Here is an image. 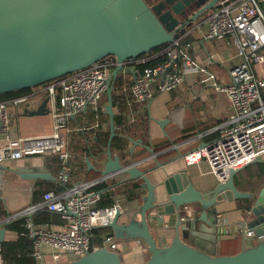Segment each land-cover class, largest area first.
<instances>
[{
	"label": "water",
	"instance_id": "water-1",
	"mask_svg": "<svg viewBox=\"0 0 264 264\" xmlns=\"http://www.w3.org/2000/svg\"><path fill=\"white\" fill-rule=\"evenodd\" d=\"M218 1L162 0L151 8V0H0V95L44 87L107 58L116 62L111 72L114 81L129 61L194 33L205 13ZM191 41L188 38L183 43ZM111 92L108 88L106 161L98 174L101 178L123 177L109 188L140 181L144 194L134 212L126 217L127 214L116 207L112 222L97 228L110 230L117 241L142 244L149 255L144 264H264V187L255 196L239 192L234 177L240 171H234L224 184H217L209 192L202 193L193 188L187 172L182 170L161 181L163 199L157 201L155 187L146 175L162 169L169 162L156 163L154 167L140 171L137 167L146 159L122 166L117 157L111 156L110 143L114 137ZM45 103L37 111H24L23 116L44 115ZM156 123L163 130L168 120ZM147 152L153 155L152 150ZM259 163L256 160L251 165ZM86 164L92 169L88 161ZM20 178L56 182V178L44 170L21 174ZM227 199L253 202L248 210H242L245 220H241L243 230L252 233V239L243 240L244 247L237 254L212 255L208 242L219 229L214 218L215 207ZM193 206L199 209L193 212L194 218L188 214ZM123 216L126 220L120 223ZM164 217L174 220L171 228L174 237L168 246H160L151 229V223L162 225ZM198 224L201 227H197ZM4 233L5 228H1L0 244L4 242ZM67 264L123 262L117 253L97 249Z\"/></svg>",
	"mask_w": 264,
	"mask_h": 264
},
{
	"label": "built area",
	"instance_id": "built-area-1",
	"mask_svg": "<svg viewBox=\"0 0 264 264\" xmlns=\"http://www.w3.org/2000/svg\"><path fill=\"white\" fill-rule=\"evenodd\" d=\"M207 13L200 22V26L206 27L203 39L228 40L239 60L228 70L227 83L219 85L216 77L206 71V67L213 65V59L198 61L190 54L189 44L180 43L183 39L169 45L163 64L141 71L129 61L120 73L124 80L129 76L131 81L130 87L123 90L129 93L130 104L148 103L155 92H175L187 75H195L201 84L210 83L226 98L233 115L219 136L182 158L186 166L207 162L218 184H224L231 172L241 171L256 160L264 164V75L257 73V68L264 66V0H219ZM115 67V60L107 58L41 88L48 99L52 122V130L46 136H11L13 116L25 111L31 97L0 101V172L7 163L56 158L59 167L56 184L64 187L70 178L67 138L72 132L71 122L86 112L98 116L104 95L108 88L113 89L111 72ZM184 143L174 148H181ZM115 178L109 176L99 182ZM95 184L76 182L62 190L55 187L44 192L37 204L9 219L24 217L25 235L32 241L31 254L36 264H46L48 256L51 264H66L97 249L117 254L123 251L125 242L115 240L112 235L103 236L100 245L92 249L91 230L110 224L115 208L119 207L116 203L105 209L95 208L100 201V193L92 190ZM40 211L58 215L60 227L35 225L32 215ZM251 239L252 233L244 229L243 240Z\"/></svg>",
	"mask_w": 264,
	"mask_h": 264
},
{
	"label": "crops",
	"instance_id": "crops-1",
	"mask_svg": "<svg viewBox=\"0 0 264 264\" xmlns=\"http://www.w3.org/2000/svg\"><path fill=\"white\" fill-rule=\"evenodd\" d=\"M205 31L206 27L201 25L194 33H190V35L185 38V40L188 38L192 39V41L188 43L189 52L192 57L201 62L204 58L211 57L213 59V65L206 67L207 73L215 76L219 85L225 84L228 82V70L237 65L239 60L234 56L235 53L228 40L205 41L203 39ZM131 64L135 65L134 62ZM202 67L205 68V66ZM263 69V67L257 68V73L259 75H264ZM123 92L125 95L126 91ZM29 97L33 100V104L29 101V104L24 107L25 111H37L42 103L46 101L45 114L41 116L27 117L23 116L24 111H22L21 113L14 115L13 123L10 128L12 137L46 136L49 135L52 130V122L49 115V103L45 93L40 88L34 91ZM130 100L131 97L129 93L126 92L125 103L128 108L133 105L132 103L130 104ZM106 105L107 104H104V109ZM144 110L146 111L149 120L147 135L148 142L151 146H165V148L167 146V148L158 153H153V155L149 153L147 155L143 148L134 147L133 154L136 156L133 157V161L137 162L140 161V159L142 160V158L147 160L143 163H139L138 166L140 169H138L140 171L148 170L154 167L156 163L162 164L169 162V164L162 169H157L146 175L149 182L155 187L157 201L163 199V188L160 186L161 181L164 180L166 176L182 170L187 172L189 181L195 190L202 193H207L212 190L218 182L215 176L211 173L207 162L201 161L197 165L186 166L183 159L178 158V156L201 147L202 145L215 140L219 136L220 130L233 115L226 98L222 94L217 93L210 83L201 84L195 75H187L184 83L175 92L171 94L154 93L151 101L145 104ZM89 114L91 113L86 112L73 118L71 122L72 132L67 138L68 149L72 147L77 151L81 149V146L85 145L83 142L84 136H89L93 139L95 138L92 131L99 130L104 132L107 128L109 130V121L108 124H106L95 114L94 121H90L89 124H87L86 119ZM161 120H168V123L164 125L163 130L156 123V121ZM130 121L133 122L134 118ZM96 124H98V127H95ZM173 140H177V142L173 144ZM183 142L185 143L181 148H174ZM140 153H142L141 156H138ZM47 161L48 160L46 159H27L7 163L4 166V170L1 171L2 173L0 172V209L11 216H7L6 218L0 217V223L2 224L0 229L5 228L3 223H8L7 221H9L12 216L17 215L26 210L29 206L38 203H31L32 193L30 192V189L34 190L35 182L23 180L20 178V175L29 174L39 170H44L48 173L46 167ZM86 161L88 160H85V164ZM105 161L97 162L95 160L94 166L91 164L92 169H89L87 164L86 167L97 175V172L102 170ZM68 163L69 161L67 162V166L70 169L71 175V169L73 167L71 168V165H68ZM243 170L244 169L239 173ZM122 178V176H116L115 180H108L107 182H117ZM100 179L102 178L98 177L97 180L90 182H96L97 184ZM50 183L56 184V182ZM143 194L144 192L142 195ZM122 198L123 197L121 196V199ZM118 205L124 213L127 214L125 215L127 217L137 209L140 202L132 201L128 203H118ZM243 209L245 208L242 207L241 203L229 199L220 201L217 204L215 207L214 218L217 225H219V229L218 233L212 237L213 240L210 241V243L208 242L209 251L212 255L231 256L237 254L243 249V226L241 225V220L242 218L244 219V214L242 213ZM195 210H199L197 206H193L188 210L190 217H195V214L193 213ZM125 216L119 219L120 223H124L126 220ZM57 220L58 217L56 221ZM173 223V218L169 217L163 218L162 225L157 226L156 224L151 223V229L160 246H168L171 243L174 237V232L171 231ZM60 225L61 221L59 219V222L39 226L58 228ZM198 226H200V224H198L197 227ZM23 236L31 241V239L25 234ZM16 239L17 234L8 232L5 229L4 241H15ZM123 244H126L122 245L123 251L121 252V255L123 264H144L147 261L148 257L145 256L142 244L138 242H125ZM255 244L256 240L253 239V245ZM45 263L51 264L49 256L45 257Z\"/></svg>",
	"mask_w": 264,
	"mask_h": 264
},
{
	"label": "trees",
	"instance_id": "trees-1",
	"mask_svg": "<svg viewBox=\"0 0 264 264\" xmlns=\"http://www.w3.org/2000/svg\"><path fill=\"white\" fill-rule=\"evenodd\" d=\"M185 41V40H184ZM183 43V40L180 42ZM169 45L160 47L151 51L147 55H142L136 60L132 61L135 63V66L139 70H144L147 68H153L156 65L163 64L166 61V51ZM130 79L127 76V80H124L121 73H119L114 80L113 89L111 92V105L113 112V132L114 137L110 143V153L112 157H117L122 166H128L133 163V157L136 156L133 154L134 147L143 148L147 153V150H152L153 153H158L163 149H166L165 146L155 147L147 140L148 135V117L147 113L144 110V104H133L128 108L125 103L126 92L124 95V88L128 89L130 87ZM45 87V86H44ZM41 87V88H44ZM37 89H25L9 94L0 95V101L6 102L12 99L20 97H29ZM157 93V92H155ZM104 104H107L106 95H104L103 100L100 105V111L98 117L106 124H108L109 118L105 114ZM89 116L86 119V123L89 124L90 121H94V113L90 112ZM134 118V121L130 120ZM91 125V124H90ZM95 138H90L89 136L83 137L84 146L82 145L81 149L72 150L68 149L71 154L68 165H71V175L68 183L61 187L57 184H52L50 182L38 180L35 182L34 190L32 192V204H35L40 201L44 192L54 189L62 190L65 188L71 187L76 182H90L97 180L99 176L93 173L91 170H88L85 164L87 159L90 164L94 166V161H105L106 160V149L108 146L109 140V130L101 132L99 130L92 131ZM177 140H173L172 143H176ZM135 143V144H134ZM169 146V145H168ZM140 153L138 156H141ZM143 159V158H142ZM141 160V159H140ZM58 160L52 158L46 162L47 171L51 176H56L58 172ZM137 168L140 169L138 166ZM254 169V173L250 176V181L248 180V185H252V190L255 189L254 185L260 186L264 182V164L259 163L251 166H247L243 171L248 169ZM251 182V183H250ZM115 181L112 182H98L92 187V190L100 193V201L96 204L95 208L105 209L112 207L114 204H118L116 197H123V203H128L132 201L141 202L142 189L140 188V181L137 182H128L125 184L118 185L115 188H109L112 185H115ZM235 188L239 192L243 193H252V190L242 189L241 184L238 181V175L234 177ZM253 194V193H252ZM238 203L242 204V207L245 209L250 208V200H239ZM11 216L6 214L3 210L0 209V217L6 218ZM58 215L48 213L46 211H40L32 215V222L35 225H49L53 224L56 221ZM24 217H18L13 220H9L8 223L4 225L5 229L8 232H13L17 234V239L15 241H4L0 244V262L1 264H36L32 257L31 241L25 236L24 229ZM92 235V249L97 248L100 245L101 238L105 235H112L111 231L103 228H93L91 230ZM232 242V241H229ZM147 257L149 255L147 254Z\"/></svg>",
	"mask_w": 264,
	"mask_h": 264
},
{
	"label": "rangeland",
	"instance_id": "rangeland-1",
	"mask_svg": "<svg viewBox=\"0 0 264 264\" xmlns=\"http://www.w3.org/2000/svg\"><path fill=\"white\" fill-rule=\"evenodd\" d=\"M208 13H206V15H207ZM205 15V16H206ZM204 16V17H205ZM185 39H183V41H184ZM263 68H264V66H263ZM263 71H264V69H263ZM36 100V99H35ZM31 102V104H33V100H31L30 101ZM36 129H37V127H36ZM47 160V159H46ZM254 169H252V168H250V169H248V170H246V171H242L241 173H239L238 174V181H239V183L241 184V186H242V189H246V190H252V185H248V180L250 181L251 179H250V176L254 173ZM251 183V182H250ZM255 186V189L254 190H252V193H253V195L255 196L257 193H258V191L261 189V188H263L264 187V182H262V184L260 185V186H256V185H254ZM116 200L118 201V203L119 204H121V203H123L122 202V199H121V197H116ZM251 205H252V203H250V207H251ZM119 242H122V241H119ZM144 248V247H143ZM143 251H144V253H145V256H147V253H146V251H145V248L143 249ZM118 256H119V259L121 260V262H123L122 261V255H121V253L119 252L118 253ZM67 264V263H66Z\"/></svg>",
	"mask_w": 264,
	"mask_h": 264
},
{
	"label": "flooded vegetation",
	"instance_id": "flooded-vegetation-1",
	"mask_svg": "<svg viewBox=\"0 0 264 264\" xmlns=\"http://www.w3.org/2000/svg\"><path fill=\"white\" fill-rule=\"evenodd\" d=\"M160 1H162V0H151V2L149 3V6L152 8V7L156 6V4H158ZM164 11H166V9H165ZM164 11H163V12H164ZM205 14H206V13H205ZM205 14H203V16H204ZM251 203H253V202L251 201Z\"/></svg>",
	"mask_w": 264,
	"mask_h": 264
}]
</instances>
